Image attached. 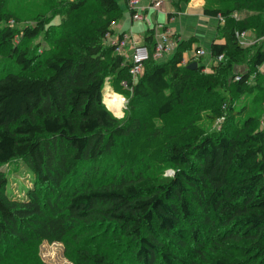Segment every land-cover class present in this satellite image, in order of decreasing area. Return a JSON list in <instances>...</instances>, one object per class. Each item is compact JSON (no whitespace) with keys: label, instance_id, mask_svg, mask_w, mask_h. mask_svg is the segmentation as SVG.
Instances as JSON below:
<instances>
[{"label":"trees","instance_id":"16d2710c","mask_svg":"<svg viewBox=\"0 0 264 264\" xmlns=\"http://www.w3.org/2000/svg\"><path fill=\"white\" fill-rule=\"evenodd\" d=\"M230 1L264 8V0ZM10 3L0 0V53L7 58L0 68V168L23 161L35 186L18 199L0 170V264L2 249L34 240L78 242L75 264H264V130L252 116L236 122L247 108L234 106L226 86L239 59L248 58L250 70L235 76L232 88L253 93L249 81L260 78L264 41L241 45L247 27L234 20V9L206 0L204 15L223 19L209 52L222 59L210 74L202 57L195 70L183 63L189 40L165 62L152 55L133 81L131 62L113 43L124 13L118 0H53L60 24L42 15L21 30L11 23L20 20ZM254 27L264 35V21ZM155 33L149 29L143 42L152 54ZM40 34L52 44L42 54L31 42ZM115 82L129 96L125 119L104 103ZM215 94L208 118L228 121L209 133L197 116ZM161 164L171 178L149 173ZM89 234L95 247L81 244Z\"/></svg>","mask_w":264,"mask_h":264},{"label":"rangeland","instance_id":"374dc122","mask_svg":"<svg viewBox=\"0 0 264 264\" xmlns=\"http://www.w3.org/2000/svg\"><path fill=\"white\" fill-rule=\"evenodd\" d=\"M61 2H65V0H59ZM119 3L122 6L123 10H126V3L125 0H118ZM149 0H146V2ZM10 5L13 7L12 9L17 11V17L19 18L20 22H11L17 29L21 30L25 26H33L36 24V22L39 20V18L44 15L47 16V20H53L54 24H60L61 17L56 16L53 18L54 15H52L51 11V5L53 4V0H10ZM178 0H168L166 4V9L174 8L176 10L183 11V15L178 17L177 20L168 21L167 20V13L159 14V20L161 23L168 27L169 31H171V35H175L176 32L180 33L183 40L185 41H191L192 42V50L188 51L187 54L192 55L196 53V48H200L206 52V54L202 57V62L205 65L204 72L211 73L212 67L216 65V62L210 58L209 52H210V45L212 43L214 34L216 36L217 33V23L218 21L215 18H207V16L204 15L203 11H196L191 9L190 11H186V5L185 3H180V7L178 8L176 6V3ZM217 3H220V6L222 7H229L234 9L233 12V18L237 22H240V26L245 25L247 27V30L245 31V45L244 47H251L253 45L261 44L264 41V35L260 36V28L254 27L255 24H257L260 20V22L264 21V8L261 7L259 2L256 3H245V2H238V4L232 3V1L227 0L225 3L221 0H207L208 6H217ZM165 5V3H164ZM206 5L203 6V9ZM164 7V6H163ZM54 10V9H53ZM170 11V10H169ZM124 14V13H123ZM126 17L129 18L130 14L129 12H126L122 18ZM118 20V21H120ZM220 23V20H219ZM219 25V24H218ZM116 28V27H115ZM216 28V32H214V29ZM133 34L142 36L144 34V27L137 23V21L134 22L133 25ZM160 30V29H159ZM117 37V36H116ZM115 37V38H116ZM173 37L171 38L172 44ZM31 42L35 45H37V52L39 54H42L46 51L51 50L52 44L50 41L45 39L44 34H40L35 39L31 40ZM130 39L128 41L129 45ZM183 43V42H182ZM180 42L175 43L174 49H172L173 54L177 51L178 48H181ZM127 45L125 47H127ZM183 45V44H182ZM125 47L122 48L121 52L127 53V59L131 56V51L125 50ZM183 47H185L183 45ZM186 53V52H184ZM6 53L1 52L0 53V68H5L7 64V58ZM121 54V53H120ZM171 53L165 54L161 59L158 61L165 62L170 57L173 56ZM123 55V54H122ZM129 55V56H128ZM132 59V57H131ZM250 70V64L248 62V58L241 57L239 59V63L234 66V69L232 70V75L228 77V82L226 83V86L228 89H231L229 94L234 98L233 104L235 107H246L247 111L242 114L241 118L237 119L236 122H243L248 117H254L257 120V125L255 126V129H262L264 130V86H259L258 84L264 83V65L260 68V78L257 80L255 76L250 77L249 86H251L254 90L252 94H244V95H238L235 93L233 87L234 82L237 80L235 76L246 73ZM120 85L115 82V85H113V88H109V86L105 89L110 90L111 92H114V89H119ZM114 90V91H113ZM105 91V90H104ZM119 95L126 98V100L129 102V96L125 95L123 93V87L122 89L118 90ZM115 93V92H114ZM194 98H199L201 96L200 92L196 91L192 93ZM219 95L215 94L212 96L211 101H206L207 107H203L202 111L198 114L197 122L199 125L204 127L209 133H217L222 130L226 126V123L228 121V116H224L220 118L219 120L212 122L208 115L210 114V107L213 103H217L219 99ZM193 98V97H192ZM193 98V99H194ZM109 108V107H108ZM110 109V108H109ZM127 109V107H126ZM125 109V111H126ZM150 114L157 120V122L161 125L166 124L168 122L167 120H163L161 118H158L155 114L154 107L152 105L148 108ZM188 110V109H187ZM112 112V111H111ZM184 112V111H182ZM192 110L189 108V113H191ZM112 114L118 118V119H125L126 115L124 113L123 116L118 117L115 115V113L112 112ZM118 114V113H117ZM120 115V114H118ZM174 122V120L171 121V123ZM118 157L117 155H113L109 162L110 168H115V165L117 164ZM103 168H100V172ZM2 172H4L8 178V187L7 191L9 194L15 196L16 198L20 199L23 197H26L27 191L35 186L34 179L35 175L30 171L28 166H26L23 161L19 159H15L11 161L10 163L2 166L0 168ZM111 172V170H110ZM149 173L155 174L161 181L169 179L172 177V169L168 167L165 164L156 165L154 166ZM95 235L89 234L84 236V239L81 240V244L84 243V245L88 247H95L97 245L95 241ZM80 244L78 242H54L49 243L47 241H30L27 242L25 245L17 246V247H8L6 249V252L2 249V255H4V264H31L36 262L37 260L44 261L48 264H75L76 255H75V249Z\"/></svg>","mask_w":264,"mask_h":264},{"label":"built area","instance_id":"2783aa9c","mask_svg":"<svg viewBox=\"0 0 264 264\" xmlns=\"http://www.w3.org/2000/svg\"><path fill=\"white\" fill-rule=\"evenodd\" d=\"M166 0H152L151 4L149 5V7L147 8H142L140 6V1L139 0H128L127 4H128V8L132 14V19L133 21H137L140 23H145L148 22L150 23V20L148 18V12L151 10L153 11H160L163 9L164 3ZM220 20L221 23H223V19L222 17L218 18ZM159 28H162L161 25H158ZM155 30V29H154ZM245 32L241 33L238 35L240 43L242 46L245 45ZM130 37L127 33H123L122 38H119L118 36L116 38L113 39V43L116 44L118 46V52L123 54L121 52L122 48L125 47L128 44ZM155 46L153 48V54L150 50V48L143 44V43H138V44H134L132 46V59H131V68H130V75L133 78V81L138 80L139 77H141L145 71V65L146 63L149 61V59L151 58V56L153 55V57L157 60L161 59L165 54L170 53L173 49V45L171 42V36L169 35L168 31H161L159 32L158 30L155 33ZM206 54V52L202 49H199L194 58L195 60L199 57H203ZM222 59V56L218 57L217 59H215V62H218ZM184 63V62H183ZM124 85H126V83H124ZM113 95L118 96L119 102L121 103V108L119 110L120 115H118L117 113H115L113 111V109H108L110 111H112L113 113H115V115H117L118 117H121L124 115L125 113V109L127 107L128 101L126 100V98H124L123 96L112 92ZM173 174V173H172Z\"/></svg>","mask_w":264,"mask_h":264},{"label":"crops","instance_id":"0c3cea01","mask_svg":"<svg viewBox=\"0 0 264 264\" xmlns=\"http://www.w3.org/2000/svg\"><path fill=\"white\" fill-rule=\"evenodd\" d=\"M140 1V6L142 8H147L149 7V5L151 4L152 0H149V3L148 1L146 2V0H139ZM168 0L165 1V5L163 7L162 10L160 11H149L147 14H148V18L150 20V23L148 22H145V23H140V22H137L139 24H141L143 27H144V34L142 36H138V35H135L133 34V25H134V22L133 19H132V14L128 8V4H127V1L125 0V3H126V10H123L124 11V14L126 12H129L130 14V17L129 18H126L123 16L122 20L120 21H117L115 24H114V30H115V34L118 36L122 33H127L130 37V43L129 45H127V47H125V50L127 49L128 51H131V56L129 59H127V53L126 52H122L123 53V56L126 58V60L130 61L131 62V57H132V46L134 44H138V43H143L144 42V39L147 35V32L149 29H155V32L158 30L159 32H163V31H168L169 32V35L171 36V38L173 37V44L175 45V43L177 42H184L185 40H183L184 38L182 37V35L178 32H176L175 35H171V31H169L168 27L163 25L161 23V21L159 20V14H164V13H167V20L168 21H172V20H177L178 17H180L181 15H183V11H181L179 9V12H177L178 10L175 11L174 8H171V9H166V4H167ZM205 4V0H190L189 3L185 4L186 5V11L185 13L187 12V10H195L196 11H203V6ZM121 5V4H120ZM177 6V5H176ZM122 7V6H121ZM178 8H181L180 5L177 6ZM170 10V11H169ZM169 13H178V15L174 18H169ZM123 14V15H124ZM207 18H211V17H207ZM218 23H217V26L219 24V19L218 18H215ZM158 25H161L162 28H159ZM116 27V28H115ZM217 28V27H216ZM216 28L214 29V32H216ZM160 29V30H159ZM214 37H215V34H214ZM213 37V39H214ZM213 41V40H212ZM220 42H223V41H220ZM172 44V45H173ZM173 49H174V46H173ZM192 50V49H191ZM190 51V50H189ZM171 54H173V51L170 52ZM188 51H186V53L183 54V59H184V64L188 63L189 61L193 62V61H196L194 56L196 53L192 54V55H189L187 54ZM210 55V54H209ZM129 56V55H128ZM211 58V56H210ZM213 60V59H212ZM203 64V62H202ZM204 65V64H203Z\"/></svg>","mask_w":264,"mask_h":264},{"label":"bare ground","instance_id":"6f19581e","mask_svg":"<svg viewBox=\"0 0 264 264\" xmlns=\"http://www.w3.org/2000/svg\"><path fill=\"white\" fill-rule=\"evenodd\" d=\"M104 103L110 109H113L115 113H119L121 103L119 102L118 96H114L110 90L105 89L104 91Z\"/></svg>","mask_w":264,"mask_h":264},{"label":"water","instance_id":"95a60500","mask_svg":"<svg viewBox=\"0 0 264 264\" xmlns=\"http://www.w3.org/2000/svg\"><path fill=\"white\" fill-rule=\"evenodd\" d=\"M188 68L191 70H195L198 68V63L196 61H193L188 65Z\"/></svg>","mask_w":264,"mask_h":264}]
</instances>
